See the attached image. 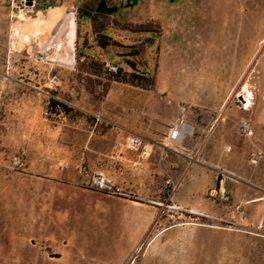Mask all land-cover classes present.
Masks as SVG:
<instances>
[{"label": "rangeland", "instance_id": "374dc122", "mask_svg": "<svg viewBox=\"0 0 264 264\" xmlns=\"http://www.w3.org/2000/svg\"><path fill=\"white\" fill-rule=\"evenodd\" d=\"M54 1L63 6L46 4L40 15L41 0H0V264H67L64 254L104 252L93 247L89 230L72 235L50 224L60 185L43 175L49 162L39 159L37 146L50 130L36 120H59L63 110L55 99L59 78L49 86L53 76L185 88L201 104L239 115L238 130L245 134L249 126L251 137L264 142V0H105L115 17L97 12L102 0ZM88 12L95 14L92 40L81 32ZM108 28L118 42L101 34L108 36ZM115 57L120 61L109 64L116 72L103 62ZM248 161H233L239 174L218 161L211 186L202 178L210 187L196 213L192 203L182 207L192 193L178 191L189 178L170 171L167 187L153 194L162 204L153 224L132 226L138 239L126 248L122 240L107 241L114 264H264V199L245 200L264 198V172L244 175ZM110 227L102 224L96 236Z\"/></svg>", "mask_w": 264, "mask_h": 264}, {"label": "crops", "instance_id": "0c3cea01", "mask_svg": "<svg viewBox=\"0 0 264 264\" xmlns=\"http://www.w3.org/2000/svg\"><path fill=\"white\" fill-rule=\"evenodd\" d=\"M52 2L56 1L41 0L38 14L47 10L44 5ZM53 5L58 9L63 6ZM81 27L86 38H95L94 21L89 16H82ZM107 33L108 36L104 31L101 34L115 37V41L119 39L110 28ZM79 49L88 55L83 50L86 47L79 44ZM91 49L90 53L96 54L93 46ZM120 58L103 62L117 63ZM57 77L55 99L66 110H57L59 120L48 117L36 120L39 127L50 130L46 141L37 146L39 159L49 162L43 175L56 179L60 185L55 200L50 202L53 209L50 224L72 235L89 230L94 238L93 247L104 250L86 257L64 254L61 258L67 264H114L112 246L107 241L122 240L126 248L128 240L138 239L130 236L132 226L153 224L162 207L153 194L161 195L167 187L170 171L182 172L183 181L189 178L188 184L182 182L178 191L182 188L192 193V202L184 196V205L189 204L182 207L190 208L192 203L196 213L201 193L207 187L202 178L207 177L211 186V181L216 179L218 161L239 174L241 170L235 168L233 161H248L252 152L264 151V142L251 137L254 132L251 127L246 129L251 135L245 129V134L238 130L242 121L239 115L234 116L215 103L201 104L188 89L163 87L159 82L154 88L137 87L108 76ZM182 115L186 122L180 139L171 140V127ZM131 136L141 137L144 147L130 148L126 142ZM53 165L62 168L53 170ZM249 165L252 168L243 170L244 175L264 172L260 167L264 164ZM94 173H103L110 179L115 192L94 187L91 183ZM263 199L250 196L245 200L250 203ZM102 224L111 227L107 236L98 237L96 232Z\"/></svg>", "mask_w": 264, "mask_h": 264}, {"label": "built area", "instance_id": "2783aa9c", "mask_svg": "<svg viewBox=\"0 0 264 264\" xmlns=\"http://www.w3.org/2000/svg\"><path fill=\"white\" fill-rule=\"evenodd\" d=\"M108 67L110 71H114V72H116L118 69L112 64H108ZM57 83H58V77L53 76L50 79L49 86L53 87L57 85ZM185 122H186V118L184 115H182L180 119H178V121L172 125L169 135L171 140L178 141L180 139L182 127L183 125H185ZM246 134L251 135L252 132L250 130H246ZM126 143L130 148L136 150L141 147H144L142 138L139 136L129 137ZM249 163L253 166L264 164V151L252 152L249 157ZM92 181L94 186L100 190L108 191L109 193L115 192L113 186L111 185V180L106 178L103 173H96V175L93 176ZM136 253L137 251H134L133 254H131L130 258L131 259L135 258Z\"/></svg>", "mask_w": 264, "mask_h": 264}, {"label": "water", "instance_id": "95a60500", "mask_svg": "<svg viewBox=\"0 0 264 264\" xmlns=\"http://www.w3.org/2000/svg\"><path fill=\"white\" fill-rule=\"evenodd\" d=\"M99 9L102 10L103 12H108V13H114L116 11L115 7H108V4L105 0H102L99 3Z\"/></svg>", "mask_w": 264, "mask_h": 264}, {"label": "flooded vegetation", "instance_id": "af4514ba", "mask_svg": "<svg viewBox=\"0 0 264 264\" xmlns=\"http://www.w3.org/2000/svg\"><path fill=\"white\" fill-rule=\"evenodd\" d=\"M108 7H110V6H108ZM116 11H117V9H116ZM115 11V12H116ZM97 12L98 13H102V14H104V13H108V12H103L102 10H100L99 9V5H98V8H97ZM95 14L94 13H91V12H88V16L92 19V17L94 16Z\"/></svg>", "mask_w": 264, "mask_h": 264}, {"label": "trees", "instance_id": "16d2710c", "mask_svg": "<svg viewBox=\"0 0 264 264\" xmlns=\"http://www.w3.org/2000/svg\"><path fill=\"white\" fill-rule=\"evenodd\" d=\"M51 103H53V102H51ZM54 103H56V102H54ZM59 105L62 107L63 111L66 110V107H65L63 104H59ZM106 192H107V191H106Z\"/></svg>", "mask_w": 264, "mask_h": 264}, {"label": "bare ground", "instance_id": "6f19581e", "mask_svg": "<svg viewBox=\"0 0 264 264\" xmlns=\"http://www.w3.org/2000/svg\"><path fill=\"white\" fill-rule=\"evenodd\" d=\"M68 43V42H67Z\"/></svg>", "mask_w": 264, "mask_h": 264}]
</instances>
